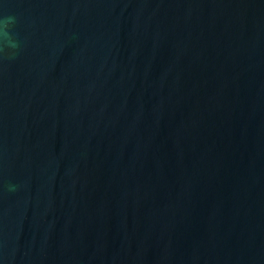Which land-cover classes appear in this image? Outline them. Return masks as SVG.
Wrapping results in <instances>:
<instances>
[{"label": "water", "instance_id": "obj_1", "mask_svg": "<svg viewBox=\"0 0 264 264\" xmlns=\"http://www.w3.org/2000/svg\"><path fill=\"white\" fill-rule=\"evenodd\" d=\"M5 15L0 264H264V0Z\"/></svg>", "mask_w": 264, "mask_h": 264}, {"label": "clouds", "instance_id": "obj_2", "mask_svg": "<svg viewBox=\"0 0 264 264\" xmlns=\"http://www.w3.org/2000/svg\"><path fill=\"white\" fill-rule=\"evenodd\" d=\"M15 24V18L10 15L0 17V40L3 41V46L0 47V52H4L5 48L16 49L19 47L18 41L13 38L12 28ZM16 53L13 51L8 54V58H13ZM9 190H13L12 186Z\"/></svg>", "mask_w": 264, "mask_h": 264}]
</instances>
